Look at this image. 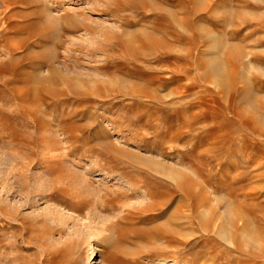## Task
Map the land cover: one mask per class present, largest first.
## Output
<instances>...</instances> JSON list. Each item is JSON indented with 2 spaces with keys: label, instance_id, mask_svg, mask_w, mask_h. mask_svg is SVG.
<instances>
[{
  "label": "rangeland",
  "instance_id": "1",
  "mask_svg": "<svg viewBox=\"0 0 264 264\" xmlns=\"http://www.w3.org/2000/svg\"><path fill=\"white\" fill-rule=\"evenodd\" d=\"M0 264H264V0H0Z\"/></svg>",
  "mask_w": 264,
  "mask_h": 264
},
{
  "label": "bare ground",
  "instance_id": "2",
  "mask_svg": "<svg viewBox=\"0 0 264 264\" xmlns=\"http://www.w3.org/2000/svg\"><path fill=\"white\" fill-rule=\"evenodd\" d=\"M220 68L221 67L215 61V63H213V65L211 67V70H209V71H211L212 85H213L212 87L213 88H219L220 84H224V81L227 78V74L223 71V69H220ZM220 88H221V86H220ZM224 88H225V86H224ZM219 91H220V89H219ZM193 114H196V113H193ZM43 138H44V136H42V139ZM51 147H53V146H51ZM155 165H157L156 167L159 169V170H156V171H158L159 174L161 173V174L165 175L167 178H169L171 180V182L174 185L180 186V183H179L180 182V176H179L180 174L178 173V170L175 167H169V170H166L164 166L160 165V162H157ZM181 186H182V184H181ZM191 203L192 202H188L187 205L185 206L186 208H185V211L182 213V215L179 217H176V219H178L177 220L178 222L175 225H172L173 227L170 226L172 223H169L168 226L166 227L165 233L163 235V238L166 240V244H163V246H162L163 250L168 249L170 247L171 243H178L177 241H179V240H180V242H182V244L183 243L185 245L188 244L190 241L188 238L191 237V235L193 234L192 230H194V227L197 225H204L203 224L204 221H202L201 219L196 220V218L194 216L195 213L193 214V207H192ZM202 215H203V213H202ZM203 216H205V215H203ZM205 218H206V216H205ZM219 230L221 231L222 235L224 237L226 236V238H227L228 231L224 227H221ZM90 250H91V248H88L86 251L87 252V258L88 257L90 258L92 256V252Z\"/></svg>",
  "mask_w": 264,
  "mask_h": 264
}]
</instances>
